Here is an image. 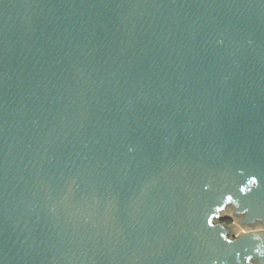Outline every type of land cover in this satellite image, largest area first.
Instances as JSON below:
<instances>
[{
    "label": "water",
    "instance_id": "water-1",
    "mask_svg": "<svg viewBox=\"0 0 264 264\" xmlns=\"http://www.w3.org/2000/svg\"><path fill=\"white\" fill-rule=\"evenodd\" d=\"M0 264H264V0H0Z\"/></svg>",
    "mask_w": 264,
    "mask_h": 264
},
{
    "label": "flooded vegetation",
    "instance_id": "flooded-vegetation-1",
    "mask_svg": "<svg viewBox=\"0 0 264 264\" xmlns=\"http://www.w3.org/2000/svg\"><path fill=\"white\" fill-rule=\"evenodd\" d=\"M224 216L225 217L220 219V223L225 224L226 227H228L227 228L228 229L227 235L229 237H232V238L237 237L238 235H236V232L238 231V226L234 223L235 222L234 218L239 219L240 217L243 216V214H237V213L232 212L231 214H226ZM227 223H229V224H227ZM239 223H240V220H239ZM258 224L260 226H262V224L260 222H257V221H254V222L250 221L247 225H249V227H250L249 230H250V229H252V226L256 227Z\"/></svg>",
    "mask_w": 264,
    "mask_h": 264
},
{
    "label": "rangeland",
    "instance_id": "rangeland-1",
    "mask_svg": "<svg viewBox=\"0 0 264 264\" xmlns=\"http://www.w3.org/2000/svg\"><path fill=\"white\" fill-rule=\"evenodd\" d=\"M233 212L232 207H227L224 211H222L223 215L226 214H231ZM241 219V217L239 219L234 218V223L238 226V231L236 232V235H240L242 232H247L249 230V225H242L241 223H239V220ZM229 224V223H227Z\"/></svg>",
    "mask_w": 264,
    "mask_h": 264
}]
</instances>
